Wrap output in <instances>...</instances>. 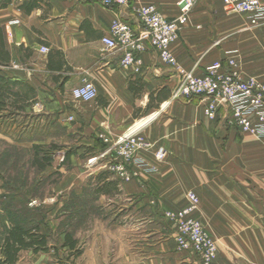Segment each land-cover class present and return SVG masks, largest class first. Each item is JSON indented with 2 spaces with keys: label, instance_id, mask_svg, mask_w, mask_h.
Returning <instances> with one entry per match:
<instances>
[{
  "label": "crops",
  "instance_id": "1",
  "mask_svg": "<svg viewBox=\"0 0 264 264\" xmlns=\"http://www.w3.org/2000/svg\"><path fill=\"white\" fill-rule=\"evenodd\" d=\"M179 1L130 0L128 7L93 0L0 2L1 143L29 148L47 142L54 128L89 143L137 131L153 147L142 158L156 172L138 169L139 177L127 183L103 181L107 193L99 200L109 207L108 223L89 234L80 256L85 264H202L178 251L165 217L185 208L190 192L200 203L192 218L218 246L214 264H264V139L224 119L211 121L201 98L173 99L181 75L153 47L142 54L137 73L101 44L117 18L143 33L136 7L155 6L173 21ZM189 16L171 46L179 68L204 76L218 61L228 69L234 57L246 77L264 83V26L249 28L248 16L228 13L223 0H199ZM89 82L98 97L74 99V88ZM163 148L166 156L158 161L155 152ZM79 187L89 188L87 182Z\"/></svg>",
  "mask_w": 264,
  "mask_h": 264
},
{
  "label": "built area",
  "instance_id": "2",
  "mask_svg": "<svg viewBox=\"0 0 264 264\" xmlns=\"http://www.w3.org/2000/svg\"><path fill=\"white\" fill-rule=\"evenodd\" d=\"M93 1L107 7L130 5V0ZM223 1L228 13L248 16L249 28L264 26V0ZM196 3V0H180V14L173 21L164 17L155 6L140 5L135 8V13L143 33L138 34L131 24L117 18L113 21L109 34L102 38L101 44L106 51L119 52L122 66L135 67L137 73H140L144 66L142 54L149 46L153 47L159 59L174 70H178L181 75L173 99L201 98L205 102L204 113L211 121L218 122L224 119L229 125L236 126L242 132L264 139V83L255 77H246L240 71L234 57L228 60V69H224L223 64L218 61L208 68L204 76H198L195 69L185 71L179 68L178 60L172 54L171 46L180 37L183 27L188 24L189 14ZM40 50L43 54L50 51L45 46ZM72 92L74 99L86 102L98 97V91L90 82L74 88ZM102 140L106 144L104 152L92 157L89 163L107 160L109 170L120 182L127 183L137 179L138 169L145 173L156 172V169L142 158V152L152 149V144L137 131L114 140L102 136ZM165 156L164 148L155 152L158 161H163ZM187 204L179 212L165 213L166 219L174 226L177 233L176 247L179 252L197 256L202 264H214L218 246L202 222L192 218L200 205L195 192L188 193Z\"/></svg>",
  "mask_w": 264,
  "mask_h": 264
},
{
  "label": "rangeland",
  "instance_id": "3",
  "mask_svg": "<svg viewBox=\"0 0 264 264\" xmlns=\"http://www.w3.org/2000/svg\"><path fill=\"white\" fill-rule=\"evenodd\" d=\"M47 136V142L31 148L0 142V244L14 225L39 226L48 237V253L23 250L16 264H85L80 256L93 239L89 234L95 225L108 223L103 216L109 207L99 197L107 193L103 181L114 174L105 159L89 163L104 152L100 137L89 143L84 135L54 128ZM37 146L39 158L50 160L43 170L34 163ZM81 182L89 188L76 189ZM67 235L77 242L76 251L63 247Z\"/></svg>",
  "mask_w": 264,
  "mask_h": 264
},
{
  "label": "trees",
  "instance_id": "4",
  "mask_svg": "<svg viewBox=\"0 0 264 264\" xmlns=\"http://www.w3.org/2000/svg\"><path fill=\"white\" fill-rule=\"evenodd\" d=\"M105 146L106 144L103 145L104 150ZM35 148L36 151L40 149L38 146ZM39 154L40 153L37 151L34 163L40 170H43L49 166L50 160L47 158H39ZM66 237L67 240L63 247L65 248L68 246L70 249L76 251L77 242L72 240L69 235ZM4 239L5 240L0 244V264H16L23 250H31L35 253H48L49 251L48 237L41 233L39 226L28 228L24 224L14 225ZM79 254L78 252V255Z\"/></svg>",
  "mask_w": 264,
  "mask_h": 264
}]
</instances>
